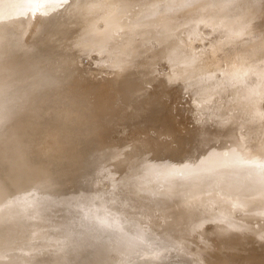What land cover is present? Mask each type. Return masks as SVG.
<instances>
[{
	"label": "bare ground",
	"instance_id": "1",
	"mask_svg": "<svg viewBox=\"0 0 264 264\" xmlns=\"http://www.w3.org/2000/svg\"><path fill=\"white\" fill-rule=\"evenodd\" d=\"M3 1V7L0 8H3V12H9L11 14L10 16L15 17V28L20 29V25L26 22L31 12H33L31 0ZM126 1L127 6L123 7L122 5L117 4L115 0H60L59 3H56L50 11L44 12L42 14L43 16L41 15L40 19H43L42 23L41 25L39 23V25H37L39 27V31L36 32L35 36H33L30 44L28 43L27 45L25 43V34L21 31H19V33L17 30L16 38L12 39L14 36L11 37V43H9L11 44L10 47H12L11 50L12 52L15 51V53H18L15 58L19 57V59H22L23 61L28 60L29 63L27 64L34 61V64L30 67L28 66L29 68L24 73L26 77H31L28 85L31 88H38V91L31 93V95L38 92H48L50 90L57 89L61 87L59 84L61 85L63 82H66L63 83L65 86L70 84L69 82H73L71 83L73 85L76 83L75 86L77 87L74 91L78 90L79 92L77 94H73V96L79 102L90 106L94 113V120L86 129L83 138L75 146V164L72 167L53 169L48 177L36 175L28 179H17V182L11 181L13 192L9 191L8 195L7 193H2L5 191L6 187H4L5 185L0 184V264L263 263L264 261L261 260L262 257H258L257 254L262 253L260 251H264V198L262 197L261 191L258 190L259 188L257 189L253 185H250L249 183L251 182L246 179H243L241 182V189L244 190L245 196H240L237 193L234 195L235 197L233 196L234 200L231 199V202L234 201L237 205L236 207L234 206V210L238 208L236 212H239V210L241 211V213L238 214L234 210H227L229 207L225 208L226 204L224 203L225 205H223L222 201H220L222 199L218 200L213 195V197H209L211 195L207 196L208 194L206 195L205 193L207 191H205L203 182L198 181L197 184L185 185L187 186L184 187L185 190H183V184H181V186L179 181L178 183L174 181L173 183L171 182L172 184H169L167 180H169L168 178L173 174V171L172 174L169 175V170H165L166 172L164 171V168L169 166V162L164 163V168L158 166L155 170H153L156 173L161 174L160 176L162 178L160 177V179H162V183L171 185L169 188L162 189L158 195V199L156 197V200H154L158 207H153L157 208V211L164 213V215H169V213L171 214V212L176 208L178 209L181 207L180 209H182V204H184L183 201H185L183 200V193H186L185 196H191L196 203V207L192 211L183 207L185 209L183 210V213H185L183 214L185 217V225L183 223L184 234L182 236L186 235L190 237L192 234H197L198 239L195 238L196 242L193 239L192 240L194 242H191L198 243L199 246L195 248L194 244V248H192V244L190 245L191 247H181V245H179L181 249H178L181 250L180 253L182 254L179 262L170 258L169 253L166 252L168 250L165 251V241L164 239H161V235L165 233L166 237H168L167 232L170 231L168 230V227L171 225L169 223L174 221L171 219L172 217H175L173 214L172 217H168L169 220L166 219L168 220L166 225L167 229L163 227L165 231L163 230V233H157L160 234L158 237L156 236V233L152 234V231L156 232L157 229L151 230V233L147 232L145 229L148 230V225L147 228L142 226L145 228L143 229L138 223L139 220L136 221L134 219L135 217H131V214L128 212L121 211L122 209H125V205L122 206L119 202V198H122L120 197L121 195H117L115 191L108 193L107 190V194L103 195V187H99L100 184L97 183L102 180L100 179L102 176L100 173L106 168L109 169L110 172V174L108 172V176H111L107 178V181L109 179L112 180V182H118L120 180L122 181L121 183L126 184V186L129 182H131L130 179L133 173L131 174L130 172L133 169L131 165L134 156L132 155L133 157H131V155H128L126 150L127 147H123L122 144H118L119 142H109V140L108 142H105V140L108 139L107 135L108 133L110 134V132L108 131L109 128L107 129L108 125L106 126L104 124V122L109 120H104L107 116L114 112L116 102L119 101L117 104L119 106L120 102L122 103L123 100H126L132 95L130 94L128 96V92H126L127 89L132 88L131 90H133L135 88L132 86L134 83L132 77L135 73L133 70L131 71V67L133 66L132 60L136 61L138 66L139 76L137 77V83L140 85L139 91L147 96V105L145 108L146 113L145 115L138 117L136 124L132 128V132L135 129L144 126H153L157 129L160 128V125L164 124V131L162 132H165L168 136L170 135L169 139L171 141V147L177 149L180 147V149L184 150L188 149V152L193 156H198L196 158V162L194 163V165H197L194 169V175L201 178L202 174H204L202 172H204L207 167L209 169L211 168V174L218 177L216 182L218 189L221 188L219 190L228 188V183L230 182H228L226 174L221 172V174H217L219 170L214 167H229L230 164L245 167L247 163L250 165H259L257 158L254 160L250 157L253 155L251 154L252 151L259 149V147L262 148L260 152L261 157L262 154H264L263 2L261 0H236V3L234 2L235 4L232 5V8L223 11L220 9V6H216L217 10L212 9V12L209 11L211 14H209V19L212 22L214 21L213 23L208 22L207 24L200 25L195 21H191L189 24L186 23L184 27H177L175 29L179 30L180 35L179 33L177 35L174 34L175 36H172L169 40L163 41L151 34L150 31L144 32V30L139 28L140 25L127 21V11H130L128 8L130 4H147V7H150L151 5H149V3L156 0ZM199 1L200 0H195L193 2V6L195 7L192 8V14L203 9L201 8L199 10ZM215 1L218 2L217 0ZM190 2L188 3L190 4ZM219 2H221V0ZM77 3L79 4L78 7H80L79 9L81 10L80 12L75 10L76 12H79L76 14L80 15L82 11L83 14L81 17L79 16V18H83L89 26L87 29L78 32L81 33V37H86V41L78 40L82 41V43L77 42V39L82 38L73 36V38H76L75 41L77 43L75 48V41H73L74 43L72 42V44L69 42V37L74 35V33L76 35V32L74 31V33L71 34L72 31L70 32L71 28L69 26L71 25V27H73L75 25L73 22L76 20L73 21L71 19L73 21L71 22L70 16L74 15V12L71 10L74 9ZM203 3L205 2H202V4ZM154 4L155 3H153V5ZM156 5H159V3ZM178 5L179 4L177 2V6ZM206 5L208 6V4ZM139 7L141 9L142 6ZM158 7L159 6L156 8ZM171 7L173 8V5L170 6V8ZM187 7H189V5ZM223 8H225V5L222 9ZM134 15L136 14L134 13ZM233 15H237V17H233ZM146 16L148 19V15ZM196 16L198 15L196 14ZM168 17L169 16H167V18ZM164 18H166V16H164ZM157 19L155 16L154 20L156 21ZM68 22H71L73 26L72 24L69 25ZM161 23L164 22L161 21ZM161 23H158V25ZM164 24V29H166L168 27V23ZM84 26L86 27L87 25L84 24ZM91 29H94L97 32L95 33L93 31V34ZM2 30L6 31L7 27H4ZM73 30H75V28ZM99 30L102 32L104 31L105 41L108 44V47H110L113 51L112 55L117 63V65H113L114 67H112L114 75H112V77L105 78L102 81L99 80L101 79L99 78L101 76L100 75L97 81L92 80L93 82L90 83H87L88 81H85L84 78V80L75 82L70 81L74 79L71 75L75 74L76 76V74H79L85 67L83 66V68L81 65L82 69L79 68L76 70L74 66L73 68H75L74 70L76 71L72 73V68H69L71 65L67 69L68 61L70 59L72 60L69 62L75 61L74 59L78 60V58L73 59L75 56L74 54H78L79 58L82 55L81 52H79L80 54L78 53V51H81L78 50L80 47L78 45L83 44V48H85L84 46L88 45L89 42L91 44V40L93 41V39L98 36L97 34ZM76 31H78V29ZM183 31H188L186 43L184 42V39H182L185 35L181 34L184 33ZM78 33L77 35H79ZM11 35L13 34L11 33ZM99 35L100 36H98V38L103 36H101V34ZM30 36H32V34H30ZM9 37L8 41L10 39ZM73 38L71 37V41ZM57 41H60V43L57 44ZM96 42L99 44V41L96 40ZM98 44L96 43V45ZM99 47H101V45ZM95 48H97V46ZM92 50L90 49V51ZM105 50H107V48ZM87 51H89V49L86 50L85 53ZM86 57L87 56L85 55V58ZM101 57L100 60L102 62ZM81 60H83L82 56L80 61ZM162 61L167 62L169 69H167L160 78L157 74V67L162 63ZM74 64L77 65V62ZM25 65L26 64H24V66ZM77 66L80 67V65ZM94 68H96V66ZM70 69L72 71H70ZM92 70H89L91 71L90 74H92ZM83 71L82 74L80 73V76L83 75ZM97 71L98 72H94L96 74H100L99 72L101 71ZM102 76L103 78L106 77L104 75ZM33 77L35 79H32ZM71 77L72 79H70ZM90 77L91 75L85 78L89 80L88 78ZM155 82L158 83V85H156L157 87L154 86L156 84ZM173 90H178V93L182 94L188 93L190 96L189 99L191 104L186 108L184 113L187 121L182 127L178 126V124L170 117V111L167 110L170 108L168 99ZM28 97L29 96L26 98ZM8 104L9 103H7V105ZM2 109L0 110V114H2ZM120 109L121 108L119 107V110ZM230 109H233L237 113L234 115L233 112L229 113L228 110ZM235 116L236 119H234ZM214 119L217 123L221 121L224 124L219 126V124L217 125V123L214 122ZM108 123L109 122H107V124ZM96 128L97 130L94 131ZM127 131L130 132L131 130L127 129ZM132 139V141L136 140V135H133ZM170 150V147L164 146L163 148H158L156 146L148 148L149 153L160 155L166 154ZM148 160H150V158ZM181 164H185V161H181ZM136 170H138V168H136ZM136 170H134L135 174L138 172H135ZM89 171H98L99 174L96 175L97 178L95 176V178L90 181H86L85 183L80 182V179L88 176ZM229 176H231V174ZM137 177L139 178V176ZM132 179L134 182H138L135 181L134 178ZM235 179L237 180V178ZM67 181L72 182V188L65 187L67 186L65 185ZM1 182L4 183L3 181ZM140 182L143 185V181ZM255 182L257 184V181ZM115 184H112L110 187H114ZM25 185L32 186L27 193H19ZM131 185H129V187ZM246 185H248L247 188L245 187ZM116 186H120V184H117ZM137 187L138 186H136V188ZM133 189L134 192L135 186ZM154 195L157 196V194ZM129 198H131V196ZM144 202L145 201H142V203ZM151 204L150 207L153 208ZM216 205H218L217 208ZM134 210L136 209L134 208ZM153 220L155 219L153 218ZM164 220L165 219H163V221ZM82 221H84V224L81 225ZM91 221H95V223L88 224ZM155 222L157 223V220ZM172 223L176 224L174 222ZM132 226L135 228L134 232L131 229ZM152 226L154 225L151 224V229ZM173 229L171 230L173 231ZM172 231L169 233H172ZM188 237H185V239H188ZM168 238H166L167 241ZM179 238L181 239V237ZM180 241L182 242V240ZM181 242L179 243L181 244ZM182 243L187 244L186 242ZM171 244L169 243L168 245ZM177 246L174 248H177ZM170 247L172 248L173 246ZM256 251L259 253L255 254ZM171 253L172 254L170 255H173L174 252ZM110 254H116L115 257L118 255L117 259L119 262H117V259L116 263L113 262ZM179 255H177V257ZM173 259H175V257Z\"/></svg>",
	"mask_w": 264,
	"mask_h": 264
},
{
	"label": "rangeland",
	"instance_id": "2",
	"mask_svg": "<svg viewBox=\"0 0 264 264\" xmlns=\"http://www.w3.org/2000/svg\"><path fill=\"white\" fill-rule=\"evenodd\" d=\"M2 1V2H1ZM59 1L60 0H51V1H49V0H31V2H32V5H33V9H32V11L33 12H31V14L29 15V17H28V19H27V21L26 22H24L22 25H20V29H16L15 28V21H16V19H15V17L14 16H10L11 14L8 12H3V8H0V55H2V54H4V53H9L8 54V56L11 58V60L13 61V63L16 65V66H18L19 67V69H20V73H19V75H16V76H13V81H18V80H26V81H28V83L24 86V93H23V95H24V98H26L27 96H30L31 95V93H35V92H37L38 91V88H31L28 84H29V81H30V79H31V77H26V75L24 74L25 72H26V70L30 67V66H32L33 64H34V61H32L30 64H27V63H29V61L28 60H25V61H23L22 59H19V57H16L15 58V56L16 55H18V53H15V51H13L12 52V47H10L11 46V44H9V43H11V37L12 36H14V37H12V39L13 38H16V34H17V30H18V32L19 31H21L22 33H24L25 34V43L28 45V43L30 44L31 43V41H32V38H33V36H35V34H36V32H38L39 30H38V26L37 25H41V23H42V18L40 19V17H41V15L44 13V12H46V11H50L53 7H54V5L56 4V3H59ZM126 0H115V2L117 3V4H119V5H122L123 7H125V6H127V1L125 2ZM154 1V0H153ZM191 1V2H190ZM190 1H187V0H156V1H154V2H151V3H149V5H151L150 7H147V4H144V5H146V6H144V5H138V4H134V5H129V10L130 11H127V15H128V17H127V21H131L132 23H136V24H138V25H140L139 26V28L140 29H142V30H144V32L145 31H150L151 32V34H153V35H155L157 38H159V39H162L163 41L164 40H169L172 36H175V35H177L178 33H179V30H175L177 27H184L185 25H186V23L187 24H189L191 21H195L196 23H198V24H207L208 22H211V23H213L212 21H210V19H209V14H210V12H212L213 10H215L217 7H219L220 6V9L223 11V10H226V9H230V8H232L233 6L232 5H234L235 3H236V0H221V2H219L220 0H217L218 2H216L215 0H208V2H207V0L206 1H204V0H200L199 2H200V5H202V6H200L199 4V10L201 9V8H203V9H201L200 11H197L196 13H193L192 14V11H193V9L192 8H194L195 6H193V2L195 1V0H190ZM205 2V3H203L202 4V2ZM213 1V2H212ZM262 2V4L264 5V0H261ZM4 1L3 0H0V7H3V3ZM11 2H13V1H11ZM124 2V3H123ZM163 2V3H162ZM169 4H168V3ZM177 2H178V4L180 5H178L177 6ZM180 2V3H179ZM188 2H190V4L188 3ZM211 4H210V3ZM235 2V3H234ZM79 3V2H78ZM77 3V4H78ZM125 3H126V5H125ZM153 3H155L154 5H153ZM159 3V5H156V4H158ZM171 3H173V4H171ZM188 3V4H187ZM213 3H214V5H213ZM231 5H230V4ZM76 4V6L74 7V9H72L71 11H73L74 12V15H71L70 16V20L72 19L73 21H75V22H73L72 20H71V22H73V24H75L74 26H73V24L71 23V22H68L69 23V25L70 24H72V26L75 28V30H73L74 28L73 27H71V25L69 26L71 29H70V32H71V34H73L74 33V31L76 32V35H75V33H74V35H70L72 38H73V36H75V37H77L78 36V38L79 37H81V33H78L79 31L81 32L82 30H85V29H87L88 28V26H89V24H87L84 20H83V18L81 19V18H79V16L81 17V15L83 14V12L81 11V13H80V15L79 14H76V13H79L80 12V10L81 9H79L80 7H78L79 6V4L77 5ZM124 4V5H123ZM163 4V5H162ZM188 6L189 5V7H187L186 5ZM206 4H208V6L210 7V9H209V7L206 5ZM221 4V5H220ZM148 5V6H149ZM165 5V6H164ZM166 5H167V7H166ZM173 5V8L171 9L170 8V6H172ZM193 6V7H191V6ZM215 7H213V6ZM225 5V8H223L222 9V7ZM133 6H134V8H133ZM138 6V7H137ZM139 6H142L141 7V9H140V7ZM157 6H159L158 8H156ZM181 6H182V9H181ZM185 6V7H184ZM217 6V7H216ZM77 7V8H76ZM147 8V10H146V8ZM164 7V8H163ZM205 7H207V8H205ZM138 8V9H137ZM145 8V9H144ZM152 8V9H151ZM177 8H178V10H177ZM188 8H191V9H188ZM155 9V10H154ZM161 9V10H160ZM164 9H165V11H164ZM213 9V10H212ZM78 10L79 12H76V11ZM137 10V11H136ZM139 10V11H138ZM153 10V11H152ZM182 10V11H181ZM217 10V9H216ZM135 11V12H134ZM141 11V12H140ZM158 11V12H157ZM176 11H177V13H176ZM179 11V12H178ZM190 12V13H188V12ZM202 11V12H201ZM206 11V12H205ZM210 11V12H209ZM132 12V13H131ZM138 12H139V14H138ZM154 12V13H153ZM171 12V13H170ZM181 12V13H180ZM186 12V13H185ZM200 12V13H199ZM204 12V13H203ZM134 13L136 14V15H134ZM145 13H147V14H145ZM156 13V14H155ZM165 13V14H164ZM167 13V14H166ZM170 13V14H169ZM174 13H175V15H174ZM205 13H206V15H205ZM131 14H133V15H131ZM138 14V15H137ZM141 14H142V16H141ZM156 16V19H157V17H158V19L155 21L154 19H155V16ZM160 14V15H159ZM164 14V15H163ZM195 14V15H194ZM196 14L198 15V16H196ZM228 14V13H227ZM146 15H148V19H147V16ZM180 15V16H179ZM211 15V14H210ZM43 16V15H42ZM75 16H77V17H75ZM136 16V17H135ZM145 16V17H144ZM154 16V17H153ZM164 16H166V18H164ZM167 16H169L168 18H167ZM174 16V17H173ZM185 16V17H184ZM191 16V17H190ZM196 17V18H194V17ZM237 17V15H233V17ZM72 17H74V18H72ZM141 17H143V18H141ZM153 17V18H152ZM162 17V18H161ZM187 17V18H186ZM193 17V18H192ZM78 20H77V19ZM129 18H131V19H129ZM134 18V19H133ZM145 18V19H144ZM160 18V19H159ZM216 18V17H215ZM141 19V20H140ZM144 19V20H143ZM147 19V20H146ZM164 19V20H163ZM166 19V20H165ZM174 19H176V20H174ZM192 19V20H191ZM208 19V20H207ZM39 20V21H38ZM40 20H41V22H40ZM70 20H68V21H70ZM151 20V21H150ZM153 20V21H152ZM190 20V21H189ZM197 20V21H196ZM79 21H81V22H79ZM82 21H84V22H82ZM137 21V22H136ZM143 21V22H142ZM145 21V22H144ZM148 21H149V23L151 24V23H153V24H149L148 23ZM161 21L162 22H164V23H168V27L166 28V29H164V23H161ZM166 21V22H165ZM171 21V22H170ZM174 21H176V22H174ZM180 21V22H179ZM189 21V22H188ZM79 22V23H78ZM139 22H140V24H139ZM157 22V23H156ZM14 23V24H13ZM39 23V24H38ZM76 23H77V25H76ZM82 23V24H81ZM158 23H161V24H159L158 25ZM171 23V24H170ZM177 23V24H176ZM79 24H80V26H79ZM84 24H86L87 26L85 27L84 26ZM82 25V26H81ZM156 25V26H155ZM180 25H182V26H180ZM24 26V27H23ZM37 26V27H36ZM158 26V27H157ZM4 27H7V30L6 31H4V30H2V29H4ZM146 27V28H145ZM155 27V28H154ZM175 27V28H174ZM79 28H81V29H79ZM78 29V31H76ZM168 30V31H167ZM170 30V31H169ZM93 31L96 33L97 31H95L94 29H91V32L93 33ZM155 31V32H154ZM162 31V32H161ZM164 31V32H163ZM70 32H69V34H70ZM101 32V33H100ZM157 32V33H156ZM184 33H181V34H185L184 36H183V38L182 39H184V42L186 43V40H187V33H188V31L186 32V31H183ZM11 33L13 34V35H11ZM20 33V32H19ZM77 33L79 34V35H77ZM104 33V31L102 32V31H100L99 30V32H98V36H100L99 34H101V36L103 35L104 36V38H103V36L102 37H100V38H98V36L96 37V38H98V39H96V38H94L93 39V41L91 40V44H90V42H89V44L88 45H86V46H89V47H86V46H84L85 48H83V44H80V45H78V46H80V47H82V48H80L79 47V49H78V46H77V49L78 50H81V51H78V53L79 52H81V56H82V58H83V60H81L80 61V59H81V56H80V58H79V55L78 54H74L75 56L73 57V59L74 58H78V60L77 59H74L75 61H71V62H69L70 60H72V59H70L69 61H68V64H67V69H68V67L69 68H72V70L70 69V71H72V73H74V71H76L77 69H82V67L84 68V69H82V71L83 70H85V71H83V75L85 74L86 75V73H87V75L85 76L86 78L87 77H89L90 75H91V77L90 78H88L89 80H87L83 75L82 76H80L81 74H82V71H80V73L79 74H76V76H75V74L74 75H71V76H73V78L74 79H72V77L70 78V79H72V80H70V81H79V80H84L85 79V81H88L87 83H90V82H93L94 80L95 81H97L99 78H101V79H99L100 81H102V80H104L105 78H109V77H112V75H114V70H113V68L112 67H114L115 65H117V63L115 62V60H114V58H113V51H112V49L110 48V47H108V44L106 43V41H105V33ZM156 33V34H155ZM162 33V34H161ZM172 33V34H171ZM30 34H32V36H30ZM94 34V33H93ZM166 34V35H165ZM168 34V35H167ZM175 34V35H174ZM29 35V36H28ZM179 35H180V33H179ZM10 36V37H9ZM8 37L10 38L9 39V41H8ZM71 37H69V42H73V41H75V37L72 39V41H71ZM166 37V38H165ZM82 39H77L76 41L77 42H80V43H82V41H78V40H85L86 39V37L84 38V37H81ZM84 38V39H83ZM101 38H102V40H101ZM97 41H99V44H98V42H96V40ZM27 40V41H26ZM95 40V41H94ZM101 40V41H100ZM76 41H75V48H76ZM86 41V40H85ZM93 42V43H92ZM98 44V45H96V43ZM104 42V43H103ZM58 43H60V41H57V44ZM74 43V42H73ZM72 43V44H73ZM101 43V44H100ZM9 46H8V45ZM79 44V43H78ZM94 44V45H93ZM91 45V46H90ZM101 45V47H99ZM5 46V47H4ZM94 46V47H93ZM97 46V48H95ZM103 46V47H102ZM107 46V47H106ZM10 47V48H9ZM92 47V48H91ZM8 48V49H7ZM95 48V49H94ZM107 48V50H105V49ZM10 49V50H9ZM85 49V50H84ZM89 49V51H90V49L92 50V51H87L86 53H85V51L86 50H88ZM84 50V51H83ZM95 50H96V52H95ZM98 50V51H97ZM101 50V51H100ZM112 52H110V51ZM98 52H101V53H98ZM104 53V54H103ZM80 54V53H79ZM87 56L86 58H85V55ZM90 54V55H89ZM83 55H84V57H83ZM98 55H99V58H98ZM102 57H101V56ZM104 55V56H103ZM78 56V57H77ZM95 58H94V57ZM90 57V58H89ZM100 57H101V59H102V62H101V60H100ZM91 58H93V59H91ZM108 58V59H107ZM95 60H96V63H95ZM97 60H99V61H97ZM104 60H106V61H104ZM112 61H114V62H112ZM75 62H77V65H80V67H78L76 64H74ZM79 62V63H78ZM72 63H73V66H72ZM129 63V62H128ZM24 64H26L25 66H24ZM97 64H99V65H97ZM111 64V65H110ZM132 64H133V66L131 67V71L133 70V72H135L134 73V76L132 77L133 78V80H134V83H133V90H131V89H127V91L126 92H128L127 94H128V96L130 95V94H132L131 96H129L126 100H123L122 101V103L120 102L119 103V106L117 105L118 104V102H116V105H115V110H114V112H112V114L111 115H109V116H107L106 117V119L104 120V121H107V120H109V121H107V122H109L108 124H107V122H104V124L107 126V129L109 128V132H110V134L108 133V139L107 140H105V142H108V140H109V142H115V143H117V142H119L118 144H122L123 145V147H127V152H128V155H131V157H133L134 159L132 160L133 162H132V165H131V167L133 168H131L132 169V171L130 172L131 174H132V176H131V182H129L128 184H127V186H126V184H124V183H121L122 181H120L119 179V181L118 182H116V181H113V182H115V183H113L112 182V180H108L107 181V178H109V177H111V176H108L109 174H110V172H109V169H104L100 174H102V176L100 177V176H98V177H100V179H102L101 181H99V182H97L98 184H100V186L99 187H103V190H104V192H103V195L104 194H107V192L109 193V192H113V191H115L116 193H117V195H121L120 197H122V198H119V196H118V198H119V202L121 203V205L122 206H124L125 205V209H122L121 211L122 212H128L129 214H131V217H135L134 219L136 220V221H138V223H139V225L142 227V226H144V227H148V230L147 229H145V228H143V229H145V231H147V232H150L151 233V230H155V229H157L156 230V232H154V231H152V234L154 233H156V236H158V235H160V234H157V233H163L164 231H165V229H167V222H168V220H169V218L168 217H172V214H173V216H175L174 218H176V219H174L173 217H172V219L171 220H174V221H171V223H169V224H171L170 226L172 227H168V230H170L169 232H171L172 230L171 229H173V231H172V233H169V232H167V236L169 237H166V233L165 234H163V235H161L162 236V238H161V236H160V238L161 239H164V241H165V243H164V247L166 248L165 249V251L166 250H168V251H166V252H168L169 253V256H170V258H172V260H175V261H177V262H179L180 260H181V257L180 256H182V254L180 253L181 252V247H183V246H190L191 244H192V248H196L197 246H199V244L198 243H192V242H196V239L195 238H197L198 239V236H197V234H192L191 236H193V237H188V236H186V235H184V236H182L184 233H183V231H184V229H183V227H184V225H185V217H184V215L183 214H185V213H183L184 211L183 210H185L184 208H186L187 210H190V211H192V210H194L195 209V207H196V203L194 202V200L191 198V196H185L186 195V193H183L182 194V196H183V200H185V201H183V203L184 204H182V209H180V208H176L174 211H172L171 212V214L169 213V215L168 214H165L164 215V213H162V212H159V211H157V208H155L156 206L158 207V205H156L157 203H155L154 202V200H156V197H157V199H158V195H159V193H160V191L162 190V189H166V188H169L171 185H166L165 183H162V179H160V175L161 174H158V173H156L155 171H153V170H155V168L156 167H163L164 168V163L165 162H169L170 164H168L169 166H166L165 168H164V171L165 170H169V173H168V175L169 174H172V171H173V174L172 175H170L169 176V180H167L168 181V183L169 184H172L174 181L175 182H177L178 183V181L180 182L179 184L181 185V184H183V190H185L184 189V187H187V186H185V185H190V184H197V182L199 181V182H203L204 183V186H205V191H207V192H205L206 193V195L207 196H209V195H211V196H209V197H213V196H215V198H217L218 200H220V199H222V200H220V201H222V204L223 205H225L226 204V206H225V208H227V207H229L227 210H229V211H233L234 210V208L237 206L236 205V203L233 201L234 199V195L235 194H237L238 193V195H240V196H245V192H244V190H242L241 189V186H242V184H241V182H242V180L243 179H246V180H248V181H250L251 183H249L250 185H253L255 188H259L258 190L259 191H261V193H262V197L264 198V154H262V157H261V147H259V149H257V150H254V151H252V153L251 154H253L250 158L251 159H256L257 158V161L259 162V167L258 166H256V165H250V164H248L247 163V165L244 167V166H237V165H235V164H230L229 165V167L228 166H222V167H214V168H217L219 171H218V173L217 174H221V173H224V174H226V177H227V179H228V182H230V183H228V188H226V189H222L223 190V192H222V190H219V189H221V188H219L218 189V185H217V182H216V179L218 178L216 175H212L211 174V168L209 169L208 167L205 169V167H204V169H205V171L204 172H202V173H204V174H202V176H201V178L200 177H197L196 175H194V173H195V171H194V169L197 167V165H194V163L196 162V158L198 157V156H193L191 153H189L188 152V149H180V147L177 149V148H173V147H171L172 145H171V141H170V135L168 136L165 132H162V131H164V124H162V125H160V128H154L153 126H150V127H146V126H144V127H141V128H138V129H135L133 132H132V128H133V126L136 124V120L138 119V117H141V116H143V115H145V113H146V105H147V96L144 94V93H142V92H140L139 91V88H140V85H139V83H137V80H138V76H139V74H138V66H137V63H136V61H133L132 60ZM81 65H82V67H81ZM93 65V66H92ZM102 67H101V66ZM107 65V66H106ZM110 65V66H109ZM114 65V66H113ZM29 66V67H28ZM75 66V68H76V70H74L75 68H73ZM93 67V68H91V67ZM96 66V68H94ZM99 66V67H98ZM106 68H105V67ZM88 67V68H87ZM97 67H98V69H97ZM91 68V69H90ZM111 68V69H110ZM135 68V69H134ZM158 68V71H157V74L160 76V78H161V76L164 74V72L167 70V69H169V66H168V64H167V62H165V61H162V63L157 67ZM96 71V72H98L97 70H99V71H101V72H99L100 74H96L94 71ZM95 69H97V70H95ZM88 70V71H87ZM89 70H92V74H90V72L91 71H89ZM110 71V72H109ZM85 72V73H84ZM108 72H109V74H108ZM113 72V73H112ZM24 74V75H23ZM93 74H95V75H93ZM106 74V75H105ZM79 75V76H78ZM101 75V76H100ZM102 75H104V76H106V77H104L103 78V76ZM75 76V77H74ZM94 78H93V77ZM97 76V77H96ZM100 76V77H99ZM15 77V78H14ZM79 77V78H78ZM80 77H82V78H80ZM99 77V78H98ZM76 78V79H75ZM84 78V79H83ZM95 78H97V79H95ZM103 78V79H102ZM78 79V80H77ZM90 79H91V81H90ZM93 80V81H92ZM68 82V81H67ZM63 83H66V82H63ZM59 84V86H61V87H59V88H66L67 86V88H71L72 86V88L71 89H73V88H75V89H73V94H77L79 91L77 90V91H74V90H76V87L77 86H75L76 85V83H74V85L73 84H71V83H73V82H69L70 84H68V85H64V84ZM107 83V82H106ZM156 83V82H155ZM154 83V84H155ZM104 84H105V82H104ZM62 85H64V86H62ZM156 85H158V83H156L154 86H156ZM70 86V87H69ZM157 87V86H156ZM78 89V88H77ZM151 89V88H150ZM156 89V88H155ZM134 93H136V94H134ZM140 94H141V96H140ZM170 94V93H169ZM182 93H178V90H173L172 92H171V94H170V96H169V99H168V102H169V106H170V108L169 109H167V110H169L170 111V117L178 124V126H180V127H182L184 124H185V122L187 121V118H186V115L184 114L185 113V111H186V108L191 104V102H190V96H189V94L188 93H184V94H182ZM150 96H152V95H150ZM136 97V98H135ZM140 97V98H139ZM131 98V99H130ZM133 99V100H132ZM22 98H21V96L19 95V94H17V92H16V88H15V85L13 84V86L10 88V90H9V92H8V94H7V96H5V94L3 93V91L2 90H0V110L3 108L4 109V106H5V104H7V103H9L8 104V106L9 107H11V106H13V105H17V104H22V103H24V100H23V102H22ZM136 100V101H135ZM129 101V102H128ZM135 103H134V102ZM127 102V103H126ZM167 102V103H168ZM124 106H126V107H124ZM118 107V108H117ZM119 107L121 108L120 110H119ZM124 107V108H123ZM129 108V109H128ZM2 109V110H3ZM118 111V112H117ZM123 111V112H122ZM125 111V112H124ZM228 112L229 113H231V112H233V115L235 114V113H237V112H235L233 109H230V110H228ZM2 113H3V111H2ZM114 113V114H113ZM117 113V114H116ZM120 115H119V114ZM172 113V114H171ZM223 113V112H222ZM221 113V114H222ZM116 114V115H115ZM122 114H125V115H122ZM122 116V117H121ZM183 116V117H182ZM115 117V118H114ZM217 117V116H216ZM234 119H236V116H235V118ZM135 121V122H134ZM214 122L215 123H217V121H215V119H214ZM111 123H114V124H111ZM121 123V124H120ZM126 124V125H125ZM219 124V126H222L224 123L223 122H221V121H219L218 123H217V125ZM93 125H95V124H93ZM111 125V126H110ZM112 125H113V127H112ZM120 125V126H119ZM124 125V126H123ZM113 129H111V128ZM147 128V129H146ZM114 129H116V130H114ZM118 129V130H117ZM126 129V130H125ZM127 129L128 130H131L130 132H128L127 131ZM97 130V128L94 130V131H96ZM112 131V132H111ZM116 131V132H115ZM139 131V132H138ZM120 133V134H119ZM129 135V136H128ZM133 135H136V137H137V139L136 140H134V141H132L133 139H132V136ZM111 136V137H110ZM114 138V139H113ZM127 139V140H126ZM114 140V141H113ZM122 140V141H121ZM145 140V141H144ZM157 143V144H156ZM156 144V145H155ZM169 144V145H168ZM125 145V146H124ZM159 145H160V147L161 148H163V146L164 147H170L171 148V150L168 152V153H166V154H152V153H149L148 152V148L149 147H158V148H160L159 147ZM167 145V146H166ZM129 148V149H128ZM139 148V149H138ZM255 148H257V147H255ZM138 153H137V152ZM141 151V152H140ZM146 152V153H145ZM170 153V154H169ZM172 154V155H171ZM174 154H176V155H174ZM191 154V155H190ZM133 155V156H132ZM136 155V156H135ZM147 155V156H146ZM157 155H158V157H157ZM259 155V156H258ZM174 156H176V157H174ZM254 156V157H253ZM163 157V158H162ZM181 157V158H180ZM260 157V158H259ZM150 158V160H148ZM162 158V159H161ZM171 158V159H170ZM190 158V159H189ZM192 158V159H191ZM136 159H138V160H136ZM141 159V160H140ZM144 159V160H143ZM155 159V160H154ZM158 159V160H157ZM160 159V160H159ZM185 161V164H181V161H183V160ZM260 161H259V160ZM179 160V161H178ZM158 161V162H157ZM190 161V162H189ZM263 161V162H262ZM172 162V163H171ZM188 162H189V164H188ZM152 163V164H151ZM159 163V164H158ZM142 164V165H141ZM151 164V165H150ZM178 164V165H177ZM134 165H136V166H134ZM144 165V166H143ZM149 165V166H148ZM161 165V166H160ZM184 165V166H183ZM250 165V166H249ZM176 166V167H175ZM196 166V167H195ZM236 166V167H235ZM179 167V168H178ZM192 167V168H191ZM240 169H239V168ZM249 167V168H248ZM136 168H138V170H136ZM141 168H143V169H141ZM178 168V169H177ZM184 168V169H183ZM188 168V169H187ZM189 168H191V169H189ZM233 168V169H232ZM244 168H246V169H244ZM145 169V170H144ZM171 169H173V170H171ZM193 169V170H192ZM236 169H238V170H236ZM253 169V170H252ZM256 169V170H255ZM134 170H136L135 172H137V174H135L134 173ZM142 170V171H141ZM149 170V171H148ZM176 170V171H175ZM182 172H181V171ZM185 170V171H184ZM206 170H207V172H206ZM141 173H140V172ZM171 171V172H170ZM187 171V172H186ZM210 171V172H209ZM224 171V172H223ZM243 171V172H242ZM108 172H109V174H108ZM152 172V173H151ZM166 172V171H165ZM178 172H180V173H178ZM221 172V173H220ZM226 172V173H225ZM145 173V174H144ZM177 173H178V175H177ZM193 173V174H192ZM97 174H99L98 173V171H89V174H88V176H86V177H84V178H82V179H80L81 181L80 182H83V183H85L86 181H90V180H92L93 178H95V176L97 175ZM104 174V175H103ZM107 174V175H106ZM135 174V175H134ZM139 174V175H138ZM145 176H144V175ZM153 174V175H152ZM181 174V175H180ZM190 174V175H189ZM231 174V176H229V175ZM237 174V175H236ZM245 174H246V176H245ZM91 175H93V176H91ZM142 175H143V177H142ZM175 175H177V176H175ZM182 175H184V176H182ZM108 176V177H107ZM137 176H139V178L137 177ZM150 176V177H149ZM151 176H152V178H151ZM180 176V177H179ZM189 176H190V178H189ZM214 176V177H213ZM103 177H106V178H103ZM141 177V178H140ZM154 177V178H153ZM159 179H158V178ZM173 177V178H172ZM213 177V178H212ZM245 177V178H244ZM96 178H97V176H96ZM132 178H134V180L135 181H138L137 183L136 182H134L133 181V179ZM162 178V177H161ZM182 178V179H181ZM235 178H237V180L235 179ZM8 178L6 177V176H3V175H0V182L1 181H5L4 183H0V184H3V185H5L4 187H6L5 188V191L4 192H2V193H4V194H6L7 193V195L9 194L8 192L10 191V192H13L12 191V182H17L18 180L17 179H8ZM106 179V180H105ZM171 179V180H170ZM179 179V180H178ZM232 179V180H231ZM22 180V179H21ZM12 181V182H11ZM140 181H143V185H142V183L140 182ZM182 181V182H181ZM238 181V182H237ZM255 181H257V184H256V182ZM102 182V183H101ZM109 182V183H108ZM144 182H145V184H144ZM147 182V183H146ZM149 182H150V184H149ZM172 182V183H171ZM139 183V184H138ZM153 183V184H152ZM236 183V184H235ZM7 184V185H6ZM69 184V185H68ZM72 184V182H69V181H67V183L65 184V185H67V186H65V187H67V188H72L71 186L73 185H71ZM110 184V185H109ZM112 184H115V186L118 184H120V186H114V187H110V186H112ZM132 184V185H131ZM148 184V185H147ZM209 184V185H208ZM213 184V185H212ZM248 184V185H249ZM261 184V185H260ZM129 185H131L130 187H129ZM212 185V186H211ZM248 185H246L245 187L247 188V186ZM259 185V186H258ZM31 186L32 185H28V186H26L25 185V187L23 186V189L22 190H20V192L19 193H27L29 190H30V188H31ZM105 186V187H104ZM124 186V187H123ZM127 187V189H126V187ZM133 186V187H132ZM134 186H135V191L133 192V188H134ZM136 186H138L137 188H136ZM140 186H141V188H140ZM143 186V187H142ZM147 186V187H146ZM163 186V187H162ZM182 186V185H181ZM214 186V187H213ZM258 186V187H257ZM128 187H129V189H128ZM132 187V188H131ZM150 187V188H149ZM106 188V189H105ZM115 190H114V189ZM117 188V189H116ZM119 188V189H118ZM123 188H125V189H123ZM138 188H140V189H138ZM144 188V189H143ZM145 188H147V189H145ZM262 188V189H261ZM110 189V190H109ZM111 189H113V190H111ZM238 189V190H237ZM106 190H107V192H106ZM118 190V191H117ZM128 190V191H127ZM137 190V191H136ZM217 190V191H216ZM227 190V191H226ZM240 190H241V192H240ZM140 191V192H139ZM215 191V192H214ZM220 191V192H219ZM121 192V193H120ZM130 192V193H129ZM146 192H148V193H146ZM154 192V193H153ZM244 192V193H243ZM1 193V192H0ZM120 193V194H119ZM132 193V194H131ZM135 193V194H134ZM141 193V194H140ZM143 193H145V194H143ZM150 193V194H149ZM225 193H227V194H225ZM128 194H130V195H128ZM147 194V195H146ZM154 194H157V196L156 195H154ZM213 195V196H212ZM226 195H228V196H226ZM127 196V197H126ZM131 196V198H129ZM148 196V197H147ZM149 196H150V198H149ZM234 196V197H233ZM186 197H189V198H186ZM228 199H227V198ZM124 198V199H123ZM126 198V199H125ZM128 198H129V200H128ZM191 198V199H190ZM138 199V200H137ZM140 199V200H139ZM143 199V200H142ZM231 199H233L232 201L233 202H231ZM149 200H151V201H149ZM190 200V201H189ZM230 200V201H229ZM128 201V202H127ZM131 201V202H130ZM133 201H136V202H133ZM139 201V202H138ZM141 201V202H140ZM142 201H145L144 203H142ZM126 202V203H125ZM135 203V204H133V203ZM146 202H147V204H146ZM153 202L154 203V205H153V203L151 204V203ZM193 202H194V204H193ZM231 202V203H230ZM124 203V204H123ZM142 203V204H141ZM225 203V204H224ZM127 204V205H126ZM136 204H138V205H136ZM150 204H151V206L153 207V206H155V207H153V208H151L150 207ZM229 204V205H228ZM144 205H146L147 206V208H146V206H144ZM126 206H128V207H126ZM138 208H137V207ZM144 208H146V209H144ZM235 206V207H234ZM184 207V208H183ZM218 207V205H216V208ZM131 210H129V209ZM134 208L136 209V210H134ZM139 208H141V209H139ZM147 209H149V210H147ZM152 209V210H151ZM232 209V210H231ZM181 210V211H180ZM236 210H238V208L236 209ZM236 210H234L235 212H236ZM138 212V214H137V212ZM156 211V212H155ZM152 212V213H151ZM136 213V214H135ZM141 213V214H140ZM144 213V214H143ZM236 213H238V214H240L241 213V211L239 210V212L237 211ZM159 214V215H158ZM161 214V215H160ZM163 214V215H162ZM174 214H176V215H174ZM133 215V216H132ZM140 215V216H139ZM143 215H144V217H143ZM154 215H157V216H154ZM138 217V218H137ZM158 217V218H157ZM166 217V218H165ZM178 217V218H177ZM141 218V219H140ZM145 218V219H144ZM153 218L155 219V220H153ZM157 218V219H156ZM161 218H163V219H165L164 221H163V219H161ZM150 219V220H149ZM166 219H168V220H166ZM179 219V220H178ZM181 219V220H180ZM141 220V221H140ZM144 222H143V221ZM153 220V221H152ZM157 220V223L155 222ZM149 221V222H148ZM142 222V223H141ZM147 222V223H146ZM166 222V223H165ZM172 222H174V223H176V224H173ZM178 222H179V225H178ZM93 223H95V221H91L90 223H88V224H93ZM183 223H184V225H183ZM82 224H84V221H82L81 222V225ZM150 224V225H149ZM151 224L152 225H154V226H152V229H151ZM163 226H162V225ZM165 224V225H164ZM148 225V226H147ZM156 225H158L159 226V228H158V226H156ZM174 225V226H173ZM179 227V226H181V227H179V228H181V229H179L177 226ZM176 226V227H175ZM163 227H165V229L163 228ZM150 228V229H149ZM132 231L134 232V229L135 228H133V226H132ZM164 230V231H163ZM179 230V231H178ZM176 233H175V232ZM181 231H182V233H181ZM173 233H175V234H173ZM181 235H180V234ZM172 234H173V236H172ZM196 236V237H195ZM159 237V236H158ZM164 237V238H163ZM168 238V241H167V239L166 238ZM175 237V238H174ZM179 237H181V239L179 238ZM185 237L187 238L188 237V239H185ZM171 238V239H170ZM178 239V240H177ZM185 239V240H184ZM189 239H191V240H189ZM194 241H193V240ZM170 240V241H169ZM175 240H177V241H175ZM180 240H182V242H186L187 244H183ZM184 240V241H183ZM188 242H187V241ZM167 241V242H166ZM173 241V242H172ZM192 241V242H191ZM171 242H172V244H171ZM174 242H176V243H174ZM179 242H181V244L179 243ZM198 242V241H197ZM167 243V244H166ZM171 244V245H168V244ZM179 243V244H178ZM174 244V245H173ZM194 244H195V246H194ZM197 244V245H196ZM167 245V246H166ZM177 246V248H174V247H176ZM179 245H181V247L179 246ZM169 246V247H168ZM170 246H173L172 248L170 247ZM194 246V247H193ZM191 247V246H190ZM168 248V249H167ZM178 248H180V249H178ZM172 249V250H171ZM176 249V250H175ZM179 251H178V250ZM169 250H170V252H169ZM174 250V251H173ZM171 252H174L173 253V255H170V254H172ZM178 254H177V253ZM260 252H262V253H259L258 251H256V253L255 254H257V253H259V254H257L258 255V257L260 256V258H261V260H263L264 261V251H260ZM179 255V254H181V255H179L178 257H177V255ZM263 254V255H262ZM110 256H111V260H113V262H115L116 263V259H117V257H118V255H117V257H115L116 256V254H110ZM114 258H113V257ZM173 256V257H172ZM175 257V259H173ZM176 258H177V260H176ZM179 259V260H178ZM115 260V261H114ZM120 260V259H119ZM117 262H119L118 261V259H117ZM264 263V262H263ZM263 263H261V264H263Z\"/></svg>",
	"mask_w": 264,
	"mask_h": 264
},
{
	"label": "clouds",
	"instance_id": "3",
	"mask_svg": "<svg viewBox=\"0 0 264 264\" xmlns=\"http://www.w3.org/2000/svg\"><path fill=\"white\" fill-rule=\"evenodd\" d=\"M19 73L7 53L0 55V90L7 96L14 84L24 99L11 107L5 104L0 114V175L48 177L53 169L75 164V146L93 122L94 113L74 98L71 88L38 92L25 99L28 81H13Z\"/></svg>",
	"mask_w": 264,
	"mask_h": 264
}]
</instances>
